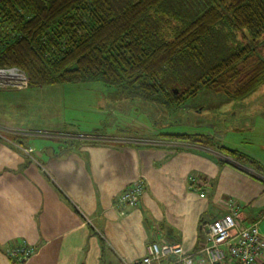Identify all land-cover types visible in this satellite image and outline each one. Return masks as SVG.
<instances>
[{
    "label": "crops",
    "instance_id": "1",
    "mask_svg": "<svg viewBox=\"0 0 264 264\" xmlns=\"http://www.w3.org/2000/svg\"><path fill=\"white\" fill-rule=\"evenodd\" d=\"M12 110L0 104V264H17L9 253L20 246L32 252L21 264H130L151 243L196 254L209 224L235 213L239 227L264 231V177L243 164L139 127L127 137L33 132ZM137 181V207L119 206Z\"/></svg>",
    "mask_w": 264,
    "mask_h": 264
},
{
    "label": "trees",
    "instance_id": "2",
    "mask_svg": "<svg viewBox=\"0 0 264 264\" xmlns=\"http://www.w3.org/2000/svg\"><path fill=\"white\" fill-rule=\"evenodd\" d=\"M262 38L264 0H0V69L23 72L28 88L102 83L172 109L201 90L252 94L264 83ZM168 138L264 177L261 163L210 136Z\"/></svg>",
    "mask_w": 264,
    "mask_h": 264
},
{
    "label": "rangeland",
    "instance_id": "3",
    "mask_svg": "<svg viewBox=\"0 0 264 264\" xmlns=\"http://www.w3.org/2000/svg\"><path fill=\"white\" fill-rule=\"evenodd\" d=\"M237 39L240 41L241 37L238 35ZM254 50L255 56L264 60V38L255 43ZM0 104L15 108L16 112H10L14 123L25 125L33 132L76 138L127 137L142 129L159 135L201 134L212 137L224 149L264 161V83L239 101L201 90L177 109L140 96L124 97L102 83L42 88H28L27 83V87L19 90L0 91ZM25 107L26 112L21 114L19 111H25ZM25 150L23 154L36 163L34 149L27 153ZM260 163L264 166V162ZM257 227L264 237L262 226L257 224Z\"/></svg>",
    "mask_w": 264,
    "mask_h": 264
},
{
    "label": "built area",
    "instance_id": "4",
    "mask_svg": "<svg viewBox=\"0 0 264 264\" xmlns=\"http://www.w3.org/2000/svg\"><path fill=\"white\" fill-rule=\"evenodd\" d=\"M27 83L26 76L18 70L0 69V91L19 90ZM195 181L192 179V183ZM142 191L143 184L135 182L119 196V206L137 207ZM31 256L25 246L9 253V258L20 263ZM130 264H264V237L256 225L239 228L235 213L209 224L205 244L196 254L188 253L181 245L151 243L144 256Z\"/></svg>",
    "mask_w": 264,
    "mask_h": 264
}]
</instances>
